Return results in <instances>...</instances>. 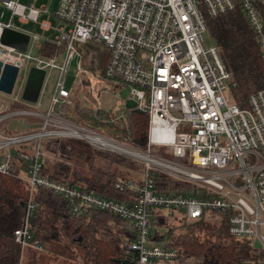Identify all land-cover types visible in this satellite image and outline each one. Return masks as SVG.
<instances>
[{
  "label": "built area",
  "instance_id": "2783aa9c",
  "mask_svg": "<svg viewBox=\"0 0 264 264\" xmlns=\"http://www.w3.org/2000/svg\"><path fill=\"white\" fill-rule=\"evenodd\" d=\"M45 1L0 0L10 14L7 21L4 11L0 16V61L19 68L13 93L0 92L7 100L5 104L0 99V173L17 176L29 189L23 223L15 232L22 250H44L31 227L39 206L34 194L43 188L64 198L74 217L101 210L129 220L135 237L125 240L124 248L135 254L133 264H157L178 256L176 249L157 239L155 231L163 232L155 224L154 211L188 222L222 212L229 218L232 237L262 245V255L243 264H264V88L249 97L246 108L235 104L229 95L233 75L217 46H207L203 38L206 16H219L238 4L264 58L259 9L264 0H60L54 16ZM52 18L61 25L54 27ZM16 20L33 27L24 28ZM37 25L42 34L36 32ZM6 31L26 35V49L11 43L10 34L4 42ZM90 44L108 52L105 67L96 74L85 69ZM75 60L76 81L67 88L66 76ZM33 68L45 71V80L58 72L45 111L40 104L44 88L37 103L23 98ZM109 85L129 89L116 116L104 107ZM77 92L81 105L95 117L110 115L108 123L124 120L130 110L127 102H135L132 109L149 116L147 147L71 119ZM14 121H26L30 128L11 130ZM61 139L142 163L140 182L120 179L115 184L116 190L137 192V197L120 202L87 192L68 179L47 176L45 144ZM155 148L168 150L171 157L159 156ZM7 149H15L16 155ZM154 172L189 184L196 192L158 193Z\"/></svg>",
  "mask_w": 264,
  "mask_h": 264
},
{
  "label": "trees",
  "instance_id": "16d2710c",
  "mask_svg": "<svg viewBox=\"0 0 264 264\" xmlns=\"http://www.w3.org/2000/svg\"><path fill=\"white\" fill-rule=\"evenodd\" d=\"M259 9L264 18V4H260ZM206 21L207 32L233 75L230 98L239 107L246 108L249 97L264 88V58L258 38L238 4L227 13L206 16ZM89 47L96 52L97 60L99 56L102 71L108 52L99 45L90 44ZM49 52L53 51L49 48ZM76 111L81 124L105 127L106 131L101 130L103 133L126 139L138 147H147L148 114L127 110V127L122 120L112 125L101 124L79 105L75 106ZM50 144L61 162L53 164L45 159L47 176L68 179L87 192L120 202L130 203L137 197V192L116 190L115 184L120 179L140 182L142 166L138 162L96 150L84 142L47 141L45 149ZM160 149L155 148L162 152ZM97 161L102 164L98 165ZM120 165L128 167V175L117 168ZM153 178L158 193H185L190 188L189 184L176 182L158 172H154ZM29 197L25 182L15 175L0 173V264H23L27 254L26 264H79L78 261L80 264H133L135 254L123 245L124 240L135 237L129 220L101 210L74 217L64 198L43 188H38L34 194L39 206L31 218V227L34 240H38L44 250L26 248L28 251L24 254L16 242L15 232L23 223ZM154 215L161 228L167 218L158 211H154ZM181 219L183 224L172 226L168 233L155 231L157 239L178 251L175 260L157 264H243L262 255L254 248L252 240L230 235L229 218L222 212H210L195 222Z\"/></svg>",
  "mask_w": 264,
  "mask_h": 264
},
{
  "label": "rangeland",
  "instance_id": "374dc122",
  "mask_svg": "<svg viewBox=\"0 0 264 264\" xmlns=\"http://www.w3.org/2000/svg\"><path fill=\"white\" fill-rule=\"evenodd\" d=\"M29 1L30 0H21V2H29ZM59 1L60 0H50V1L47 0V1H45L46 4L49 3V8H50L51 14L53 16H54L55 12L58 9ZM42 3H44V2H42ZM3 11L6 13L5 21H7L9 19V17H10V14L7 12V10H6L5 7H0V16H1V13ZM44 18L45 17H42L41 18V21ZM15 22L17 24H19V25H22L17 20ZM52 23H53V26L54 27H58V26L61 25V22H59L55 18H52ZM22 26L24 28H27V29H32V27H33L32 25L31 26H29V25H22ZM35 30L39 34H42L43 33V31H42V29H40L39 25H37V27H36ZM54 35H55V33H54ZM203 38H204L205 43H206L207 46L210 47V46H215L216 45L215 44V41L211 38L209 32H207V31L204 32L203 33ZM89 49H92V48H90V47L87 48L86 55H85V69L87 71H89V72H92V73L96 74V72H98V71L101 72L100 71L101 64L99 62V56H98V60H97V57L95 56L96 55V52L94 50H89ZM29 52H31V54H33V55L36 54V52H34L32 50H30ZM55 53H60V51L59 52L56 51ZM106 62H107V60H106ZM106 62H105V65H106ZM76 65H77V61L75 60V61L71 62L70 66H69L68 73H67V76H66V87L67 88H71L75 84L76 74H77ZM105 65H104V67H105ZM23 75L24 74L22 73L20 79H22V77L24 78ZM57 76H58V72L54 71L53 73H50L48 79H46L45 82H44V85H43L44 91L42 92L41 98H40V104L42 106L41 110H44L45 111L47 109V107H48L50 98L52 97V94L54 93L55 88H56ZM108 88L109 89H108L106 95L104 96V100H103L104 107H106V108H112L113 109V113L116 115V113H120L121 112V110H122V101L124 99H126L127 96L129 95V89H128V87H126L124 89H116V87L115 86H112V85H109ZM80 94H81L80 92H77L76 93L74 107H72L69 110V113H70L69 116H70L71 119H73L74 121L79 120L78 113H77V111L75 112V106L76 105H79L80 106V109L82 108V110L84 112L91 113L92 116L95 119H97L99 121V123H101V124L112 125L113 123L120 121V120H118V121L116 120V121L111 122V123L105 122V119H108L110 115L109 116L99 115L98 117H95L93 110H91V109H89V108L81 105L80 98H79ZM0 99H2L5 104L7 103V100L4 98V96H0ZM124 120H122V121H123L124 126H126V123H125ZM117 126H119V124ZM119 127H121V125ZM91 128H93V127H91ZM104 128L105 127H103V129H102L99 126V127L93 128V129H97V130H100V131L101 130L106 131V129H104ZM61 140H63V141H72V142H81V141H75V140H70V139H61ZM52 145L53 144H50L46 148V151H45V153H46V159L48 161L52 162L53 164L56 163V162H61V159H60L58 153H55V151L51 148ZM141 148H143V147H141ZM160 150H162V152L156 151V153L159 154V156H163V157H166V158H170L171 157V153H169L168 150H166V149H160ZM6 151H7V153H11L13 155H16L15 149H7ZM97 163H98V165H101L102 164V163L100 164L99 161H97ZM68 164H70L72 167L75 166L74 163H69L68 162ZM138 164H141V166H142V163H138ZM117 168L119 170H121L122 172L126 173V174L128 172L127 171L128 170V167H125V166H121L120 165V166H117ZM22 176L27 177V175H25V174H22ZM179 183H182V182H179ZM187 191L188 192H194V191L196 192V189H193V187L190 185V188ZM177 217H179V218H177ZM177 217L176 218H173V217L172 218H168L166 220L165 224L164 225H161V229H160L161 232L168 233V231L171 230L172 226L182 225L183 223H182V219H180L181 217L179 215H177ZM214 219L216 220V218H214ZM124 242H125V240H124ZM124 242H123V245H124ZM27 251H28V249H25L23 251V253L26 254ZM27 255L25 256V259H23V264H26V262H27ZM78 263L80 264L79 261H78Z\"/></svg>",
  "mask_w": 264,
  "mask_h": 264
},
{
  "label": "water",
  "instance_id": "95a60500",
  "mask_svg": "<svg viewBox=\"0 0 264 264\" xmlns=\"http://www.w3.org/2000/svg\"><path fill=\"white\" fill-rule=\"evenodd\" d=\"M10 34L13 39L10 41L11 43L21 45L19 46L21 49L25 50L28 44V37L26 35H22L20 33L6 31L4 33L3 41H6V36ZM21 40V42H19ZM19 75V68L17 66L11 64H3L0 61V92L11 95L13 93L15 83L17 81ZM45 71L33 68L31 70L23 98L31 103H37L43 88L44 80H45ZM127 108L132 109L136 106L135 102L128 101L126 104ZM38 125H33V127H37ZM11 130H26L30 128V124L26 121L19 122L14 121L9 125ZM254 248L262 249V245L258 240L254 241Z\"/></svg>",
  "mask_w": 264,
  "mask_h": 264
},
{
  "label": "crops",
  "instance_id": "0c3cea01",
  "mask_svg": "<svg viewBox=\"0 0 264 264\" xmlns=\"http://www.w3.org/2000/svg\"><path fill=\"white\" fill-rule=\"evenodd\" d=\"M118 114H120V113H116V115H118ZM116 115H115V116H116ZM117 121H118V120H117ZM124 121H125V120H124Z\"/></svg>",
  "mask_w": 264,
  "mask_h": 264
}]
</instances>
